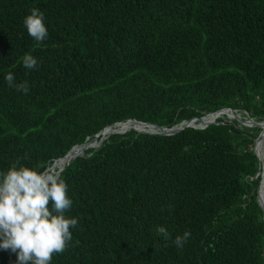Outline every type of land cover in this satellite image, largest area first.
Instances as JSON below:
<instances>
[{"label":"trees","instance_id":"trees-1","mask_svg":"<svg viewBox=\"0 0 264 264\" xmlns=\"http://www.w3.org/2000/svg\"><path fill=\"white\" fill-rule=\"evenodd\" d=\"M32 8L49 33L40 43L24 26ZM224 109L264 121V0H0V173L17 160L52 168L93 143L60 173L78 223L51 264H264L261 129L223 116L172 136L95 137ZM0 264L16 254L0 248Z\"/></svg>","mask_w":264,"mask_h":264},{"label":"clouds","instance_id":"clouds-1","mask_svg":"<svg viewBox=\"0 0 264 264\" xmlns=\"http://www.w3.org/2000/svg\"><path fill=\"white\" fill-rule=\"evenodd\" d=\"M43 21L44 13L38 8H32L24 18L28 35L37 43L49 35ZM22 65L35 69L38 61L26 54ZM4 80L10 88L29 92L28 82L17 84L13 72L5 74ZM72 203L59 171H38L17 160L6 173H0V248L15 253L17 264H51L54 255L66 250L72 239L70 229L77 226L76 218L65 216ZM156 231L165 240L170 238L164 226H158ZM190 236V230H185L173 243L178 249L183 248Z\"/></svg>","mask_w":264,"mask_h":264},{"label":"bare ground","instance_id":"bare-ground-1","mask_svg":"<svg viewBox=\"0 0 264 264\" xmlns=\"http://www.w3.org/2000/svg\"><path fill=\"white\" fill-rule=\"evenodd\" d=\"M228 113H231V114H228ZM224 115L226 117H229V119H231V120H233L237 116L241 119V117L239 115H236L235 113H232L230 111H223V112H218V113H213V114L207 115L205 117L204 121H202L201 123H199L197 125H193V124H189V125L190 126L205 127V126L209 125L210 123H212L214 120L219 119L220 117H222ZM244 122H245L246 126H249V125L255 126V124H253L252 122H249L248 120H246ZM126 124H132V125L123 127V128H121L119 130H117L116 128H110V129L105 128L103 131H101L96 136V138H98L101 135H105V133H104L105 131L110 133V134H118V135L123 134L125 131L130 130V129H133L136 132H159V130H157V129L153 128V127L146 126V125L139 124V123H132V122H128V123H124V124H118V125H114V126H123V125H126ZM185 125L186 124L178 125V126L175 127V129L183 128ZM111 127H113V126H111ZM263 127H264V125H263ZM262 137H264V136H262ZM86 144L88 146H90V143H85V145ZM85 145H83V146H85ZM83 146H80L79 148L74 150L71 154L69 153L67 157L63 158L61 161H59L58 164H56L54 166L55 167L54 169L55 170L58 169V171L60 172L67 164H69L70 162H72L76 158L80 157L82 155L81 153H82V149H83L81 147H83ZM260 163H261V171H260V174H261V191H260V195H259V202H260V205L264 209V162L260 161ZM262 195H263V202L261 204Z\"/></svg>","mask_w":264,"mask_h":264},{"label":"water","instance_id":"water-1","mask_svg":"<svg viewBox=\"0 0 264 264\" xmlns=\"http://www.w3.org/2000/svg\"><path fill=\"white\" fill-rule=\"evenodd\" d=\"M223 111H230V112H232V113H235L234 111H232V110H230V109H224V110H220V111H218V112H223ZM218 112H216V113H218ZM213 114V113H212ZM228 119H229V117H227ZM200 118H194V119H192V120H190V121H186V122H181L180 124H178V125H181V124H186L183 128H180V129H175V127L176 126H178V125H176L175 127H173V128H170V129H166V128H162V127H158V126H156V125H152V124H148V123H142V122H138V121H135V120H132L131 122H136V123H139V124H143V125H146V126H150V127H153V128H155V129H157V130H159V132H138V134H151V135H162V136H172V135H176V134H178V133H180L181 131H183L185 128H193V129H198V130H203V129H205L206 127H208L209 125H212V124H214L215 122H212V123H210L209 125H207V126H205V127H198V126H190L189 124L192 122V121H194V120H199ZM246 119L249 121V122H252L253 124H255V126L254 127H257V128H259V129H261V132H260V134H259V136H258V138L255 140V144H256V142L257 141H259L260 139H261V137L263 136V134H264V127H263V125H264V121H262V122H255L253 119H251V118H249V117H247V115H246ZM231 120V119H230ZM233 120H235V121H237L238 123H240L241 125H244V126H246V124H245V122L244 121H242L238 116L236 117V118H234ZM128 122V121H127ZM117 124H120V123H117ZM114 125H116V124H114ZM114 125H112V126H114ZM108 127H111V126H108ZM108 127H106V128H108ZM246 127H248V126H246ZM101 132V131H100ZM99 132V133H100ZM98 133V134H99ZM97 134V135H98ZM96 135V136H97ZM95 136V137H96ZM94 137V138H95ZM93 138V139H94ZM83 145H85V144H83ZM83 145H79V146H83ZM79 146H75V147H79ZM101 146V145H100ZM99 146V147H100ZM75 147H73L72 149H74ZM98 147V148H99ZM71 149V150H72ZM71 150L64 156V158L65 157H67L68 156V154L71 152ZM256 155V154H255ZM80 157H82V156H80ZM256 157H257V159L259 160V162H260V159H259V157H258V155H256ZM79 158V157H78ZM63 159V158H62ZM60 160V159H59ZM68 165V164H67ZM66 165V166H67ZM64 170V168L60 171V173L62 172ZM260 171H261V163H260V168H259V171H258V174H257V176L256 177H258V176H260ZM260 186H261V177H260ZM260 189V188H259ZM258 196H259V191H258ZM258 196H257V202H258V205H259V207H260V209H261V211H262V214H263V221H264V209H263V207L260 205V202H259V200H258Z\"/></svg>","mask_w":264,"mask_h":264},{"label":"rangeland","instance_id":"rangeland-1","mask_svg":"<svg viewBox=\"0 0 264 264\" xmlns=\"http://www.w3.org/2000/svg\"><path fill=\"white\" fill-rule=\"evenodd\" d=\"M225 116V115H224ZM223 117V116H222ZM222 117H220V118H222ZM227 118V117H226ZM228 119V118H227ZM230 120V119H229ZM242 120V119H241ZM247 119H244V120H242V121H246ZM248 127H252V125H249ZM254 127V126H253ZM122 127H118L117 128V130H119V129H121ZM128 131H132V130H128ZM127 132V131H126ZM126 132H124V133H126ZM134 132H136V131H134ZM138 133V132H137ZM115 135V134H114ZM107 137H110L111 135H106ZM264 136V135H263ZM264 137H261V139L259 140V141H257L256 142V146H254V149H253V151H254V153L256 154V155H258V157L260 158V161H262V162H264V139H263ZM261 142V143H260ZM93 143H90V147H91V145H92ZM87 147H84L83 149H82V155L81 156H84V151H85V149H86ZM90 149V148H89ZM88 149V150H89ZM55 167H52V169H54ZM260 188V187H259ZM259 200V199H258Z\"/></svg>","mask_w":264,"mask_h":264}]
</instances>
